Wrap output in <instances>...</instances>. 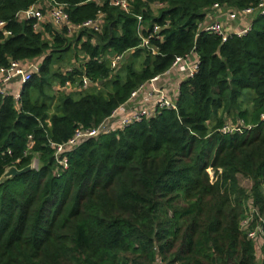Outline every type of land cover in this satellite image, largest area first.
Segmentation results:
<instances>
[{"label": "trees", "instance_id": "1", "mask_svg": "<svg viewBox=\"0 0 264 264\" xmlns=\"http://www.w3.org/2000/svg\"><path fill=\"white\" fill-rule=\"evenodd\" d=\"M51 1L65 6L71 24L99 13L104 23L100 34L84 31L76 39L88 36L79 69L56 75L54 58L71 49L65 30L34 32L32 21L18 20L39 0H0V66L42 60L18 105L0 96V264H264V250L257 255L240 229L251 208L264 217V16L224 43L197 33L214 4L240 10L261 0H132L129 14L105 0ZM152 5L161 6L156 14ZM136 16L143 36L169 25L161 42H151L154 55L140 47ZM191 52L198 68L179 84L175 110L81 144L67 155V169L57 170L50 143L97 127ZM126 53L130 63L115 74L106 57ZM83 73L106 91L47 98L51 79L80 84ZM226 118L245 128L222 134ZM34 159L36 170L1 179ZM238 176L251 181L249 194Z\"/></svg>", "mask_w": 264, "mask_h": 264}, {"label": "built area", "instance_id": "2", "mask_svg": "<svg viewBox=\"0 0 264 264\" xmlns=\"http://www.w3.org/2000/svg\"><path fill=\"white\" fill-rule=\"evenodd\" d=\"M41 0L26 11L21 12L18 15L19 21H32V30L34 32H42L43 30V7H41ZM46 1V6L49 8V18L51 24L55 27H63L65 32H92L93 34H100L103 26V14L99 13L95 19L84 21L80 24H71L69 22L68 14L65 11L64 5H59L51 0ZM96 1L100 4L102 1ZM109 6L117 8L118 10L129 14L130 5L132 0H105ZM158 9L160 5H155ZM212 12L223 13L224 19H213L211 17ZM205 18H208L209 22L204 23L201 21L197 25V33H206L215 36L220 39L222 43L233 37L241 38L245 36L251 29L253 21L260 16H264V0H261L255 7H247L244 9H234L227 6H220L214 4L205 13ZM137 20V34L141 40L140 47L150 51L153 55L155 49L152 47L151 42H161L163 37L160 34L162 30L169 27L168 23L163 26L154 25L151 30L148 31L147 36H143L142 17L136 16ZM4 27V23H0V29ZM8 35L9 33H5ZM91 41V40H90ZM189 55L184 57H177L174 59L170 68L162 75L155 76L147 83L138 87L137 90L131 93L128 101L120 106L117 110L102 121L97 127L90 129H83L78 127L75 129L72 137L62 144L50 143V147L54 152V159L56 161L57 170L63 171L67 169V155L77 149L81 144L97 139L102 136L110 135L116 131L125 129L126 127L155 117L161 110H175L176 101L178 97L177 85L175 92L170 93L168 88V79L171 74H177L181 80L192 77L198 68V57L195 61H190ZM121 56L114 55L109 59V68L113 71L121 60ZM39 63L35 60L26 61H11L8 66H0V96L11 97L16 105H18L21 97V91L23 86L30 80L33 75H37L40 69ZM181 82H179L180 84ZM12 85L17 86L14 90ZM92 85L88 77L83 73L80 76V86L86 89ZM93 86H96L93 84ZM72 82L67 80L62 84L59 90L71 91ZM66 93V92H65ZM264 120V114L261 116ZM245 126L242 122H238L234 125L224 124L220 132L222 134H233L241 132ZM31 146V144H30ZM31 168L36 170L38 168L37 160H33ZM264 217H261L257 210L252 209L246 214L244 220L240 223V229L245 232L247 238L252 242H255L258 247L257 255L260 251L264 250ZM154 264H163L159 259L155 260Z\"/></svg>", "mask_w": 264, "mask_h": 264}, {"label": "rangeland", "instance_id": "3", "mask_svg": "<svg viewBox=\"0 0 264 264\" xmlns=\"http://www.w3.org/2000/svg\"><path fill=\"white\" fill-rule=\"evenodd\" d=\"M99 1H102V0H99ZM40 3H41V7H43V16H44V21H43V25L42 26L43 27L44 26H49L51 28V30H53L54 32H56L58 34L61 33L63 31V29H64L63 27H55V26H53L51 24V20L49 18V8L45 7L46 4H47L46 1L41 0ZM80 34H81V32H73V31H70L69 33L65 32L64 38L72 41L71 49L67 53L61 55L60 59L57 60V59L54 58V62H53V65L51 66L50 73L56 74V75L69 74L71 72H74V70H78L79 67L82 65V63L87 60V56L81 51L80 45H81L82 42L88 41V36L87 35H83L82 39H81V42L76 44V39L79 37ZM44 38H45V40H50L48 38V36H45ZM90 43L92 45L96 44L95 40H93V39L90 41ZM111 57H112L111 55H108L106 57V60L109 62V59ZM130 60H131V54L130 53H126L122 57V59L119 62V64L114 69V71L116 72V73L115 72L114 73L115 74H120L122 72L123 68L125 67L124 65H126L127 63H130ZM41 61L42 60L40 59L39 62H38L39 65H41ZM140 61L142 62V60L134 61V63H136V66H134V67L136 69H139L141 67L140 66L141 65ZM51 81H52V86L50 87L49 90L47 89V92H46V94H47L46 96L49 99L50 98H54L55 99V98L60 97L61 95L66 96V95L72 94L74 92H76V94L80 95L82 92L94 93L96 90H104V91H106L104 86L100 82L95 84L97 87H95L93 85H90L86 89H83L80 86V84H79V78H78V79H76L75 84H73V87H72L73 91H65L66 92L65 93L64 91H60L59 90L61 88L62 84L57 79L54 78V79H51ZM76 94L74 95L75 98H77ZM31 96H32L33 100L38 98L35 92H32ZM49 99H48V106H49L51 112H53L54 107H55V101L49 102L50 101ZM40 101H42V99L38 98V102H40ZM225 124L230 126V125H234L235 123H233V121L230 118H226L225 119ZM209 175H210V177L213 176V174H212V172L210 170H209ZM211 181H212V178H211ZM238 185L247 194L250 193V189H251V186H252V183H251L250 180H248L246 178H243L241 176H238Z\"/></svg>", "mask_w": 264, "mask_h": 264}, {"label": "crops", "instance_id": "4", "mask_svg": "<svg viewBox=\"0 0 264 264\" xmlns=\"http://www.w3.org/2000/svg\"><path fill=\"white\" fill-rule=\"evenodd\" d=\"M151 9H152V11L154 12V14H156V11L158 10V8L155 6V5H152L151 6ZM211 17L213 18V19H215V18H217V19H221V20H223L224 19V17H223V13H221V12H212V14H211ZM204 23H206V22H209V20H208V18H205L204 20ZM197 59V55H196V53H192L191 54V56H190V61H195ZM39 60L40 59H38V60H35V61H37V62H39ZM182 80H181V78L179 77V76H177V74H171V76L169 77V79H168V88L170 89V93H172V95H173V93L175 92V89H176V87H177V85H179V82H181ZM95 87H97V86H95ZM12 88L14 89V90H16V89H18L17 88V86H15V85H12ZM19 90V89H18ZM61 91V90H60ZM71 91H73V90H71ZM70 93V92H69Z\"/></svg>", "mask_w": 264, "mask_h": 264}, {"label": "water", "instance_id": "5", "mask_svg": "<svg viewBox=\"0 0 264 264\" xmlns=\"http://www.w3.org/2000/svg\"><path fill=\"white\" fill-rule=\"evenodd\" d=\"M32 168L31 166H28L22 170H17L15 167H11L8 170L5 171V173L2 175L1 179H9L18 175H22L28 171H30Z\"/></svg>", "mask_w": 264, "mask_h": 264}]
</instances>
